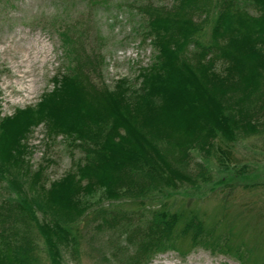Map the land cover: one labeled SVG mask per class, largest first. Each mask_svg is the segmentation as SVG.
Instances as JSON below:
<instances>
[{
  "label": "trees",
  "instance_id": "1",
  "mask_svg": "<svg viewBox=\"0 0 264 264\" xmlns=\"http://www.w3.org/2000/svg\"><path fill=\"white\" fill-rule=\"evenodd\" d=\"M132 9L135 35L152 49L136 89L123 81L113 89L91 84L86 72L99 56L83 18L58 31L64 63L53 90L35 108L0 118V264H44L39 240L47 263L62 264V250L76 251L89 228L115 246L107 264H150L182 240L248 264L249 252L232 244L231 232L218 233V224L190 209L154 202L180 186L213 182L208 162L193 165V152L218 154L219 171L228 172L222 146L264 129V0ZM39 124L70 155L69 170L51 182L47 165L32 169L22 143Z\"/></svg>",
  "mask_w": 264,
  "mask_h": 264
},
{
  "label": "rangeland",
  "instance_id": "2",
  "mask_svg": "<svg viewBox=\"0 0 264 264\" xmlns=\"http://www.w3.org/2000/svg\"><path fill=\"white\" fill-rule=\"evenodd\" d=\"M148 2L167 5L171 0H94L92 3L85 0H0V118H11L18 110L35 108L43 96L53 90L64 63L58 31L61 26L83 18L94 55L99 56L98 67L90 66L86 72L91 84L95 88L105 85L113 89L123 81L136 89L139 85L136 77L140 68L151 63L152 49L148 41L135 35L139 17L132 8L133 4ZM36 52L38 57L33 58ZM22 71H28L24 79L19 77ZM22 143L33 170L47 165L46 176L50 182L69 170L70 155L64 141L47 139L43 124L33 127ZM222 148L229 151L228 172L219 171L222 157L218 154L204 158L193 152V165L208 162L213 182L201 183V189H192L187 184L180 186L154 203L166 201L173 209L184 207L196 212L209 226L218 224V233L231 232L232 244L241 245L249 252L248 264H264V129L255 136L240 137L229 148ZM97 198V195L88 198L89 203L96 205ZM79 240L76 251L62 250V264H107L108 259L113 258L115 246L109 247L107 234L89 228ZM39 244L44 264H49L40 240ZM150 264L239 262L231 256L213 255L202 248L192 249L187 240H182L174 251L159 254Z\"/></svg>",
  "mask_w": 264,
  "mask_h": 264
},
{
  "label": "bare ground",
  "instance_id": "3",
  "mask_svg": "<svg viewBox=\"0 0 264 264\" xmlns=\"http://www.w3.org/2000/svg\"><path fill=\"white\" fill-rule=\"evenodd\" d=\"M37 54L39 53L36 52L33 58H37L38 57ZM22 63H23V60H22ZM21 73H22V76L20 75L19 77L22 79H24V77L28 75V71H22Z\"/></svg>",
  "mask_w": 264,
  "mask_h": 264
}]
</instances>
